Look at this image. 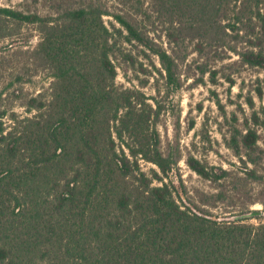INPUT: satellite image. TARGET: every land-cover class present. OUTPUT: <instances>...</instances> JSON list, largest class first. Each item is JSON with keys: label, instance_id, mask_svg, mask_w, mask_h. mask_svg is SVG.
Returning a JSON list of instances; mask_svg holds the SVG:
<instances>
[{"label": "trees", "instance_id": "16d2710c", "mask_svg": "<svg viewBox=\"0 0 264 264\" xmlns=\"http://www.w3.org/2000/svg\"><path fill=\"white\" fill-rule=\"evenodd\" d=\"M115 1L122 12L98 0L55 6L54 15L0 6V38L10 25L37 24L32 58L50 77L24 113L0 108V264H264V211L218 216L187 203L167 180L179 156L164 151L158 129L182 88L189 43L212 82L220 69L210 64L233 55L230 65L264 69V0ZM118 38L158 57L157 97L117 83ZM232 141L247 156L240 172L187 161L238 193L264 182L256 168L264 152L252 129L234 127ZM215 196L224 199L223 190Z\"/></svg>", "mask_w": 264, "mask_h": 264}, {"label": "rangeland", "instance_id": "374dc122", "mask_svg": "<svg viewBox=\"0 0 264 264\" xmlns=\"http://www.w3.org/2000/svg\"><path fill=\"white\" fill-rule=\"evenodd\" d=\"M82 0H0V6L40 15L56 14L55 6L76 4ZM111 11L122 12L124 7L115 0H98ZM131 12H135L134 9ZM111 26L114 19L104 16ZM119 26L117 23H115ZM12 34L0 38V108H8L24 113L25 99L48 86L50 77L47 69L33 61L32 50L41 39L37 24H13ZM162 32V31H161ZM119 50L114 57L117 66V83L128 88L142 90L147 96H158L157 79L162 85L164 79L159 70L158 57L149 53L137 43H128L118 38ZM160 42L168 48L166 36ZM179 71L182 88L173 93L167 101V111L162 113L158 129L164 151H172L179 156L176 167L170 172L168 181L174 183L187 203L195 204L215 215L222 216L239 211L246 206L264 211V182L250 181L233 191L232 182L218 184L205 179L188 164L194 156L209 165L223 166L232 172H240L247 161L244 149L229 146L234 127L243 133L249 129L256 131L257 144L264 152V69L253 68L237 62L233 55L224 61L212 62L211 68H218L216 81L210 74H200L197 64L201 61L189 43L182 53ZM224 64V65H223ZM231 75L233 82L225 75ZM162 90L164 86L162 85ZM22 91V92H20ZM152 102V100L150 99ZM241 138L239 135L238 140ZM250 167L253 164L248 162ZM142 166L150 170L156 166L142 161ZM264 173V155L256 165ZM158 183V182H157ZM223 190L224 199H217ZM259 217L250 219L258 223Z\"/></svg>", "mask_w": 264, "mask_h": 264}]
</instances>
